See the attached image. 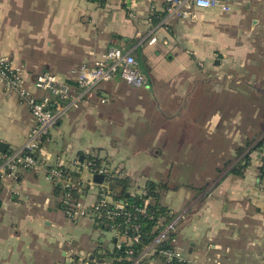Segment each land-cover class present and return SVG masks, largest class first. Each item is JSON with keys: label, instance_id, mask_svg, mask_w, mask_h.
Segmentation results:
<instances>
[{"label": "crops", "instance_id": "crops-1", "mask_svg": "<svg viewBox=\"0 0 264 264\" xmlns=\"http://www.w3.org/2000/svg\"><path fill=\"white\" fill-rule=\"evenodd\" d=\"M223 1L228 11L202 9L193 22L170 21L148 45L149 8L155 3L154 14L162 12L160 0H131L133 17L120 0H0V57L41 98L46 93L33 87L37 75L60 76L76 93L79 66L113 46L131 52L145 87L130 88L118 77L101 84L57 119L40 157L83 169L95 156L121 172L130 196L156 185L158 204L178 221L179 245L192 264H261L259 151L248 154L240 175L229 166L238 149L264 134V0ZM31 125L27 107L0 82V142L7 151L23 145ZM60 198L43 169L0 182V264H75L93 253L97 229L70 220Z\"/></svg>", "mask_w": 264, "mask_h": 264}, {"label": "built area", "instance_id": "built-area-1", "mask_svg": "<svg viewBox=\"0 0 264 264\" xmlns=\"http://www.w3.org/2000/svg\"><path fill=\"white\" fill-rule=\"evenodd\" d=\"M93 1L107 3L112 0ZM120 1L129 10L130 17H133L131 0ZM160 1L163 4L162 16L153 24L152 17L148 19L150 27L145 34L148 45L157 42L156 31L165 28L170 21L193 22L197 11L202 9L218 7L222 11L229 10L223 0ZM149 9L154 16L157 10L155 3ZM73 75L78 88L76 93L53 74L37 75L33 87L46 94L36 98L25 87L20 69L13 67L8 58L0 57V82L5 92L17 95L32 118L23 145L0 153V182L15 179L19 170H45L47 179L61 191L60 207L65 215L72 221H89L97 229L98 237H108L102 239V244L107 246L111 242L110 248L100 247L103 254L109 252V258H93V252L89 256H80L75 264H192L191 260L184 257L179 245L177 220L164 223V218L160 217L158 224L151 228L153 237L147 240L142 235L140 224L136 222L138 216H147L145 209L129 210L125 203L113 200L108 179L122 177L120 171L111 172L104 167H96L89 159H85L83 169H80L79 162H76L75 167L49 165L40 157L42 146L49 140L57 119L68 110L76 109L101 84L114 77L130 88L138 89L147 84L146 76L132 53L116 46L107 49L93 63L79 66ZM108 102L107 97L101 99V103ZM258 158L260 172L264 174V151L259 153ZM81 170L88 172L90 178L83 179ZM95 175H103L100 184L93 181ZM85 197H90V201L83 203Z\"/></svg>", "mask_w": 264, "mask_h": 264}, {"label": "trees", "instance_id": "trees-1", "mask_svg": "<svg viewBox=\"0 0 264 264\" xmlns=\"http://www.w3.org/2000/svg\"><path fill=\"white\" fill-rule=\"evenodd\" d=\"M95 2L93 0H89ZM103 3V2H102ZM162 16V12L154 14L152 17V23H156L158 19ZM259 151H264V134H262L256 141H251L247 144L246 148L238 149L236 152V161L229 166V172L235 175H240L243 169L248 165L249 162V153ZM93 162L96 167H104L107 170L114 172L116 169L108 167L107 163H103L101 159L96 158L95 156L86 157ZM261 175L262 172H260ZM110 190L112 192V198L114 201L123 202L126 204L127 209H140L144 208L146 212V217L138 216L137 223L140 224L142 228V235L145 239L150 240L153 237V234H150L151 228L158 224L159 218H164V223L170 222L172 219L169 216V212L161 207L158 204V194L156 192L157 186L149 183L146 186L145 192L141 196H130L128 195L127 189L128 181L124 177H113L108 179ZM101 237V236H100ZM98 237V238H100ZM97 247L94 249L93 258L97 259H106L109 258V252L103 254L101 252L102 248L100 247L102 243L97 242ZM110 251V250H109ZM121 254V251L118 255ZM113 255V253L111 254ZM264 264V262H263Z\"/></svg>", "mask_w": 264, "mask_h": 264}, {"label": "water", "instance_id": "water-1", "mask_svg": "<svg viewBox=\"0 0 264 264\" xmlns=\"http://www.w3.org/2000/svg\"><path fill=\"white\" fill-rule=\"evenodd\" d=\"M7 148L8 147H7L6 144L0 142V153H5L7 151ZM82 159H83V157H80V161H82ZM102 180H103V175H95V176H93V181L95 183L100 184L102 182Z\"/></svg>", "mask_w": 264, "mask_h": 264}, {"label": "rangeland", "instance_id": "rangeland-1", "mask_svg": "<svg viewBox=\"0 0 264 264\" xmlns=\"http://www.w3.org/2000/svg\"><path fill=\"white\" fill-rule=\"evenodd\" d=\"M121 2V1H120ZM138 64V66L141 68L142 66L141 65H139V63H137ZM59 79H63V78H60V76L58 77ZM84 179V178H83ZM85 180H87V179H85ZM103 238H105V239H108V237H100V238H95V239H93V241H96V240H98L97 242H99V243H101L102 242V239ZM84 240H74L73 242H72V245L73 246H75V245H79V246H84L83 244H84V242H83ZM70 242V244H71V241H69ZM77 247V246H76ZM77 249L79 250V249H81L82 250V248H79V247H77ZM184 255H186V253H183Z\"/></svg>", "mask_w": 264, "mask_h": 264}]
</instances>
